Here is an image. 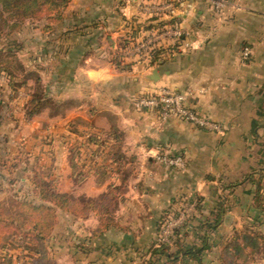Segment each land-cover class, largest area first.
<instances>
[{
    "label": "crops",
    "instance_id": "1",
    "mask_svg": "<svg viewBox=\"0 0 264 264\" xmlns=\"http://www.w3.org/2000/svg\"><path fill=\"white\" fill-rule=\"evenodd\" d=\"M227 1L221 11L210 0L176 7L184 39L174 48L172 38L160 36L154 48L166 52L157 62L135 46L152 35L151 16L143 11L159 0H72L49 31L43 20H26L10 37L19 44L18 62L36 72L54 101L28 116L34 81L12 90L0 78L2 153L13 163L7 170L19 178L18 188L31 186L30 177L38 174L79 199L97 198L112 186L121 190L117 225L103 232L96 211L58 212L50 237L58 264H168L153 251L169 209L178 210L177 216L188 208L187 217L195 216L183 239L192 244L196 224L217 216L221 207L216 242L259 214L248 176L262 174L264 182V0ZM246 46L251 54L244 60ZM160 86L186 93L188 104L221 131L134 108L135 97ZM96 134L107 137L109 147L97 149L88 141ZM71 143L80 151L81 181L69 161ZM167 147L186 157L184 169L156 159ZM98 150L102 156L91 159L90 152ZM197 195L203 198L199 211ZM217 255L215 244L206 261L217 264Z\"/></svg>",
    "mask_w": 264,
    "mask_h": 264
},
{
    "label": "trees",
    "instance_id": "2",
    "mask_svg": "<svg viewBox=\"0 0 264 264\" xmlns=\"http://www.w3.org/2000/svg\"><path fill=\"white\" fill-rule=\"evenodd\" d=\"M72 0H0V78L4 77L11 89L26 86L27 80L32 79L34 85L30 88V97L27 100L26 115L33 116L42 108L52 105L54 101L48 96L45 87L41 83V78L33 70L26 71L16 58L17 44L10 37L18 31L26 20L44 21V30L49 31L53 24L60 22L64 18L66 8ZM170 1V0H159ZM175 7H179L188 0H173ZM148 29L152 32L159 31L167 25L178 24L181 21L177 16H166L164 14L154 15L148 18ZM183 35L175 41L174 48L183 41ZM6 41V44L4 43ZM165 49L154 48L150 51L153 61H159L165 54ZM8 57H13L19 63V69L24 71L23 79L16 77L12 65L6 62ZM1 80V79H0ZM3 86L0 83V122L4 115V100L2 97ZM145 93V92H144ZM143 94V93H141ZM139 94V95H141ZM138 95V96H139ZM108 137H110L108 135ZM107 137L101 134L92 135L88 141L94 143L100 149L101 146L108 145ZM112 144H110L109 154H113ZM109 147V145H108ZM4 146L0 136V160L4 158L2 151ZM103 153V150H101ZM114 157V156H113ZM80 151L71 143L69 147V161L77 176L81 181L85 176L81 168ZM6 164L4 163V166ZM3 166H0L2 168ZM250 182L255 186L254 209L259 213L252 226L251 235L245 233V229L235 230L233 236L223 237L217 240L216 235L222 224L224 208L218 209L217 216L203 218L195 226L196 243H187L185 240L187 227L195 219L190 215L180 226L174 228L171 236V243L159 242L154 249V254L162 255L168 264H211L206 261L207 255L214 250L217 244V264H240L236 247L242 241L244 244H251L257 238L264 240V234L260 233L259 227L264 223L261 220L264 215V182L262 174H250ZM19 180V178L17 179ZM13 179L11 182H17ZM31 186L14 187L7 196L0 201V235H9L14 238L22 247L25 262L23 264H58L50 246V237L57 222L59 211L68 212L77 216H87L92 211H96L99 218V232L108 230L117 225L115 210L121 190L118 186H112L109 190L97 198L79 199L69 193L60 192L54 181L34 174L30 177ZM241 181H237L230 187L236 186ZM194 199L196 209L202 207L203 198L197 195ZM178 210H166L161 217L160 230L169 215H176ZM201 215V214H200ZM183 240V242H181ZM14 254L6 251L0 257V264H16ZM22 264V263H18Z\"/></svg>",
    "mask_w": 264,
    "mask_h": 264
},
{
    "label": "built area",
    "instance_id": "3",
    "mask_svg": "<svg viewBox=\"0 0 264 264\" xmlns=\"http://www.w3.org/2000/svg\"><path fill=\"white\" fill-rule=\"evenodd\" d=\"M216 11H221L227 4V0H211ZM151 11H143L149 13L150 16L164 14L166 16H175L176 7L174 1L157 2L155 5H146ZM184 30L179 24L167 25L159 31L155 30L148 38L139 41L135 48L140 53L149 54L155 47L156 40L160 36L172 38L174 41L184 35ZM251 54L250 47L246 46L243 49V59H248ZM4 79V77H2ZM133 106L139 111H154L157 112L161 119L176 117L181 120L188 121L193 125L209 131H221V126L216 121L210 119L206 115L199 112L194 107L188 104V95L170 86H160L150 92H145L133 100ZM102 156V151H91L90 157L93 160L99 159ZM156 159L173 168L184 169L187 166V159L183 154L170 152V147L167 151L156 155ZM188 208L180 211L177 216L169 215L162 226V231L159 236V242L171 243V236L174 228L183 224L188 214Z\"/></svg>",
    "mask_w": 264,
    "mask_h": 264
},
{
    "label": "rangeland",
    "instance_id": "4",
    "mask_svg": "<svg viewBox=\"0 0 264 264\" xmlns=\"http://www.w3.org/2000/svg\"><path fill=\"white\" fill-rule=\"evenodd\" d=\"M211 6L213 7L212 2H211ZM214 10L216 11L215 8ZM1 44L3 45V43H0V46ZM13 60H14L13 57H8L6 59V62L8 61L10 63ZM19 63L21 64V62ZM19 63L13 61V63L10 65H12L13 70H15L18 73V74H15L16 77H23L25 72L19 69L20 68ZM26 69H30V68L26 67ZM27 81H30V80L28 79ZM15 151H16V153H14L15 156L20 158L21 157L20 154L17 153V150ZM7 161H9V159L3 158L2 160H0V166H3L2 168H0V201L8 198L7 196H9L12 189L20 185V182H18L17 180L18 179L17 175L11 172L9 174V171L7 170V166L13 165V163L7 162ZM4 163L6 164V167L4 166ZM13 179H16L17 182L12 183L11 181ZM242 227L243 229H245L246 234L251 235L252 226H250V224H243ZM161 231H162V228L160 230V234H161ZM258 231L264 234V223L259 227ZM241 243L243 242L241 241ZM19 245L20 244L17 241H15L14 238L10 237L9 235H0V257L2 256L3 252L8 251L11 254H14V256L16 257V262H15L16 264L18 263L23 264L25 262V259H24L25 252L23 251L22 247ZM236 251L239 255L240 264H264V240H262V238H257L253 243L249 245L244 244V243L242 245L240 244L239 246L236 247Z\"/></svg>",
    "mask_w": 264,
    "mask_h": 264
},
{
    "label": "water",
    "instance_id": "5",
    "mask_svg": "<svg viewBox=\"0 0 264 264\" xmlns=\"http://www.w3.org/2000/svg\"><path fill=\"white\" fill-rule=\"evenodd\" d=\"M153 73L154 74H158V71L155 69L154 71H153ZM154 79H156L155 77H153Z\"/></svg>",
    "mask_w": 264,
    "mask_h": 264
}]
</instances>
